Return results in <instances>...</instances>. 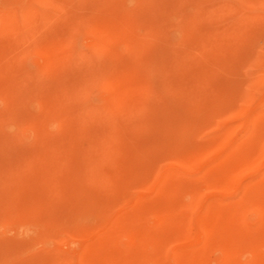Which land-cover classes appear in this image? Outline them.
<instances>
[{
	"label": "rangeland",
	"instance_id": "rangeland-1",
	"mask_svg": "<svg viewBox=\"0 0 264 264\" xmlns=\"http://www.w3.org/2000/svg\"><path fill=\"white\" fill-rule=\"evenodd\" d=\"M263 234L264 0H0V264H264Z\"/></svg>",
	"mask_w": 264,
	"mask_h": 264
},
{
	"label": "bare ground",
	"instance_id": "bare-ground-1",
	"mask_svg": "<svg viewBox=\"0 0 264 264\" xmlns=\"http://www.w3.org/2000/svg\"><path fill=\"white\" fill-rule=\"evenodd\" d=\"M176 132H177V131H176ZM179 136H180V135H179ZM182 138H183V137H182ZM170 140H171V139H170ZM175 141H177V140H175ZM181 142H182V141H181ZM183 143H184V142H183ZM177 145H178V144H177ZM179 145H180V144H179ZM174 151H175V150H174ZM171 152L173 153V151H171ZM85 154H86V153H85ZM152 156H153V155H152ZM148 161H149V160H148ZM151 163H152V162H151ZM94 167H95V166H94ZM147 175H148V174H147ZM82 178H83V177H82ZM87 179H88V178H87ZM84 201L87 202V200H84ZM87 203H88V202H87ZM98 203H99V202H98ZM91 204H94V203H91ZM89 205H90V204H89ZM87 206H88V205H87ZM73 207H75V206H73ZM85 207H86V206H85ZM90 207H91V206H90ZM97 207H98V206H97ZM86 208H87V207H86ZM92 208H93V206H92ZM94 208H95V207H94ZM81 209H82V208H81ZM89 209H90V211H91V208H89ZM99 209H101V208H98V211L101 212V210H99ZM77 210H78V208H77ZM95 210H97V208H96ZM75 211H76V210H74V213H75ZM88 211H89V210H88ZM102 211H103V210H102ZM69 212H70V211H69ZM91 212H92V211H91ZM62 213H63V212H62ZM74 213H73V215H75ZM82 213H83V211H82ZM102 213H104V212H102ZM84 214H85V212H84ZM76 215H78L77 212H76ZM76 215L73 216L71 219H72V221L74 220V221H76V222H77V221L79 222L78 216H76ZM79 215H80V214H79ZM81 215H83V214H81ZM81 215H80V216H81ZM87 215H89V214H87ZM59 216H60V215H59ZM61 217H62V216H61ZM81 217H82V216H81ZM84 217H85V216H84ZM84 217H82V219H83ZM53 218H54V217H53ZM79 218H80V217H79ZM86 218H87V217H86ZM57 219H58V218H57ZM60 219H61V218H60ZM55 220H56V218H55ZM83 220H85V218H84ZM56 221L58 222L59 219L56 220ZM60 222H61V221H60ZM60 222H59V223H60ZM62 222H63V221H62ZM62 222H61V223H62ZM80 222H81V220H80ZM51 223H52V222H51ZM54 223H55V225H56V222H54ZM61 223H60V224H61ZM74 223H75V222H74ZM74 223H73V224H74ZM49 224H50V223H49ZM67 224H68V223H67ZM73 224H71V225H73ZM82 224H84V223H82ZM57 225H58V223H57ZM62 225H63V223L61 224V226H62ZM65 225H66V224H65ZM71 225H70V226H71ZM77 225H78V224H75V226H77ZM43 226H44V225H43ZM48 227H49V226H48ZM48 227H47V224H46L45 228L48 229ZM50 228L52 229V227H50ZM59 228H60V225H59ZM61 228H63V226H62ZM68 228H69V227H68ZM70 228H71V227H70ZM47 229H46V230H47ZM57 229H58V228H57ZM43 230H44V232H46L45 229H43ZM49 230H50V229H49ZM60 230H61V229H60ZM127 231H128V230H127ZM47 232H48V230H47ZM41 233H42V232H41ZM228 233H229V232H228ZM246 233H247V232H246ZM226 234H227V233H226ZM263 235H264V234H263ZM48 236H49V234H48ZM258 236H259V235H258ZM252 239H253V238H252ZM254 239H255V238H254ZM257 239H258V238H257ZM252 241H253V240H252ZM225 244H226V243H225ZM228 244H229V243H228ZM245 244H246V243H245ZM257 244H258V242H257ZM259 244H261V242H259ZM259 244H258V245H259ZM229 246H231V245L229 244ZM252 247H253V246H252ZM259 247H260V245H259ZM261 247H262V246H261ZM263 250H264V247H263ZM147 254H148V253H147Z\"/></svg>",
	"mask_w": 264,
	"mask_h": 264
}]
</instances>
